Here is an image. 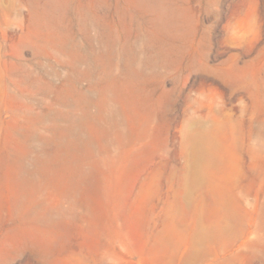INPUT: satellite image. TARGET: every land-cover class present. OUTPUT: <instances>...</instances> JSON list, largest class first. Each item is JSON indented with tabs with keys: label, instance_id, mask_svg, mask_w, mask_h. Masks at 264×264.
Listing matches in <instances>:
<instances>
[{
	"label": "rangeland",
	"instance_id": "rangeland-1",
	"mask_svg": "<svg viewBox=\"0 0 264 264\" xmlns=\"http://www.w3.org/2000/svg\"><path fill=\"white\" fill-rule=\"evenodd\" d=\"M0 264H264V0H0Z\"/></svg>",
	"mask_w": 264,
	"mask_h": 264
}]
</instances>
